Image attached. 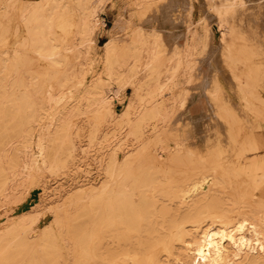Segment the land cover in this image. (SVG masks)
Masks as SVG:
<instances>
[{"label": "bare ground", "instance_id": "6f19581e", "mask_svg": "<svg viewBox=\"0 0 264 264\" xmlns=\"http://www.w3.org/2000/svg\"><path fill=\"white\" fill-rule=\"evenodd\" d=\"M106 1L0 0V264H264V0L199 17L186 0L180 31L131 0L98 45ZM212 26L237 102L205 77ZM92 165L45 212L19 210L37 178Z\"/></svg>", "mask_w": 264, "mask_h": 264}, {"label": "rangeland", "instance_id": "374dc122", "mask_svg": "<svg viewBox=\"0 0 264 264\" xmlns=\"http://www.w3.org/2000/svg\"><path fill=\"white\" fill-rule=\"evenodd\" d=\"M185 1L186 0H159L158 3V9L156 13H150V16H155L157 17V22L160 25V27L164 28H170L175 26L179 27L177 30L180 31V17L179 15L183 11V8L185 6ZM195 8L193 10V16L194 17H199L200 14L206 11L207 9V3L205 0H192ZM133 7L131 6V0H107L105 3V6L101 10V17L103 20V26L99 30L97 34V43L98 45H103L104 42L108 39V33L111 28H113L115 20L121 15L122 17H128L129 13ZM114 29V28H113ZM212 35H211V49L209 51V63L206 68V73L205 77H210L213 74L218 75L219 77H222L224 81V87L226 88V91H231L232 93V100L234 102H237L236 98L234 97L233 93L234 90H231L234 88L235 84L231 81L230 78V72L229 70L222 65L220 59H219V53L217 51V42L213 40L216 37V32L214 30V27L212 26L211 28ZM166 35L168 31L165 32ZM177 32L173 34L176 36ZM98 53L100 52V48L98 50ZM97 71V67L95 68ZM92 74L89 75L88 81L91 79ZM195 83V82H194ZM193 84H186L185 87L190 89V92L194 96L196 94V90L193 89ZM198 84H196V87ZM129 92V91H128ZM190 111L188 115L190 116V119L192 120L191 123L193 124L192 126V131L190 134H195V142L198 145L202 144V130H203V125L204 121L201 119V112H204V110H207V101L202 95L199 99H193L190 102ZM121 108V105H118V109ZM185 114V113H184ZM184 118H187L184 116ZM35 135V134H34ZM33 141L34 139L31 140L30 144L28 146V150L33 149ZM31 147V148H30ZM92 171L90 172V175H87L85 172H80L78 174H75L74 176L72 175L71 177L68 178H55V179H50L46 178L44 179V183L42 180L37 178L38 185L36 184H31L27 190L21 191L20 196V206L19 210H27L29 207L33 211L30 214H34V211L37 210L40 213L45 212L48 204L50 201H53V203L58 199V195L64 194V190L70 189L72 187L78 186L82 183H87L92 181L94 178V165L91 166ZM49 179V180H48ZM40 186V188H39ZM38 188V189H37ZM34 206V207H33ZM30 209L28 210L27 213L30 212ZM45 216L42 220V224L40 225V228L42 229L45 226L44 221L48 222L51 220L50 215H43Z\"/></svg>", "mask_w": 264, "mask_h": 264}]
</instances>
